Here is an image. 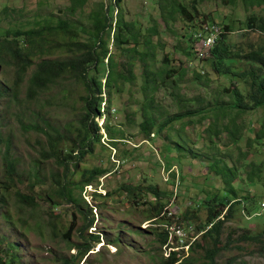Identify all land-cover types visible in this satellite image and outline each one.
<instances>
[{
  "label": "trees",
  "instance_id": "1",
  "mask_svg": "<svg viewBox=\"0 0 264 264\" xmlns=\"http://www.w3.org/2000/svg\"><path fill=\"white\" fill-rule=\"evenodd\" d=\"M142 1L150 4L146 16L150 26L143 27L137 19L127 20L121 8L123 0H105L86 15L88 25L49 18L37 29L19 30L9 40L0 41V64L9 63L5 60L8 55L14 64L13 90L23 83L26 75H29L27 93L32 97L56 88L63 79L83 89L80 96L82 110L74 132L66 137L55 130L44 131L48 152L42 153L54 158L57 168H61V172L50 175L52 184H49L47 201L55 206L61 205L58 200L66 201L73 210L72 215L76 214L74 212L88 213L83 214L87 218L85 228L77 232L79 242H73L71 246L76 252L65 264L86 260L89 252L100 243L98 235L88 233V229L93 227L94 217L91 215L92 208L81 198V192L87 186L97 187L99 179L110 171L100 165L91 169H81L80 166L86 156L93 155L94 147L100 145L102 135L95 119L103 114V93L107 92L109 98L106 101L110 102L112 98H119L128 86L129 102L138 107L134 115L139 120V132L148 140H152V135L167 141L161 147L154 143L162 156L165 155L164 148L168 153L173 152L179 160L189 156L208 162V171L220 183L221 190L206 194L196 206L206 213L205 219L194 226L196 233L200 234L199 241L207 244L205 247L198 242L194 244L203 249L205 264H216V258L224 250L220 236L224 224L231 219L236 208L249 214L253 209L243 205L244 201L250 200L254 205L256 199H260L258 193L241 199L238 194L242 186L246 190L255 186L264 189L263 163L248 162L251 155L260 154L264 149V0ZM70 2L74 11L82 12L86 0ZM208 2H213L215 7H230L231 16L224 15L215 20L211 12L202 11V6ZM151 10L156 11L155 15ZM238 10L243 19L233 16ZM5 11L6 8L0 9V15ZM174 27L184 31L183 36L178 35L188 42L183 49H172L162 42V37L167 35L165 30ZM212 27L218 29V38L212 47L200 52L199 40L206 38ZM235 31L241 32V38L230 40L229 35ZM110 47L114 48V52ZM169 49L180 52L185 61L172 59ZM158 50L164 51L160 59L157 58ZM200 53L202 57H198ZM195 59L208 65L207 73L202 67L187 68L188 60L193 62ZM136 68L138 74L135 73ZM223 81L226 84H222ZM127 106L124 104L125 108ZM253 115H258L256 126L250 125V122L244 125V116L250 118ZM107 121L108 118L104 117L109 145L114 146L117 135L108 128ZM189 129L200 130L195 140L187 136ZM247 130H252L250 136L246 135ZM244 139L245 146L241 149L240 143ZM198 141L202 146L195 149ZM0 147H3L1 158L4 166L3 179H0V192L3 190L0 204L4 207L5 193L20 184L22 176L11 158L9 144L3 141L1 135ZM165 166L168 170V164ZM170 174L171 180H174L173 172ZM44 176L36 169L29 175L28 184H38ZM236 181L240 184L235 185ZM167 190L160 191L154 185L142 190L139 186L123 184L118 195L133 207H145L147 221L167 222L166 201L172 195ZM75 192H78L77 197ZM13 194L20 208L36 207L32 195L19 190ZM147 194L153 195L154 200H148L145 197ZM106 195L109 197L111 193ZM97 197L102 196L95 192L91 195L94 200ZM183 213L195 211L186 209ZM0 220L10 222L11 226L15 224L8 210H0ZM182 220L192 218L184 215ZM73 228L72 222L62 229L61 236L70 240ZM55 231L59 230L52 226V233ZM244 234L241 240L263 244L264 230L256 236L249 235L246 230ZM167 238L168 232L163 229L162 246H167ZM119 242L115 238L114 243ZM19 251L15 242L0 236V264H24ZM261 253H264V247ZM179 261L177 252L171 251L161 264H176ZM233 262L230 259L226 264Z\"/></svg>",
  "mask_w": 264,
  "mask_h": 264
},
{
  "label": "rangeland",
  "instance_id": "2",
  "mask_svg": "<svg viewBox=\"0 0 264 264\" xmlns=\"http://www.w3.org/2000/svg\"><path fill=\"white\" fill-rule=\"evenodd\" d=\"M102 1L105 0H86L83 11L80 12L73 10L70 0H0V9L6 8V11L0 15V41L9 40L12 34L19 30L37 29L49 18L67 19L77 21L81 25H88L86 15ZM149 5L142 0H123L121 8L127 20L137 19L144 27L150 26V22L146 20ZM202 7H204L202 11L211 12L215 20L221 19L224 15L231 16L230 7H215L213 2H208L206 6L204 3ZM150 12L154 15L156 13L154 10ZM233 16L243 19L239 10L233 13ZM115 17L116 8L113 21ZM165 31L167 35L162 37V42L168 47L180 50L188 43L183 37L179 38L178 35L183 36L184 31L179 30L178 27ZM237 38H241L240 31L229 35L230 40ZM110 49L114 52V48L110 47ZM172 49H169L172 59L185 61L180 52H172ZM163 54V50H158L157 58L160 59ZM5 60L9 63L0 64V91H2L0 135L10 146L11 158L18 165L17 171L22 176V182L5 193L4 207L0 204V210H8L12 215V222L15 223L11 226L10 222L0 220V236H6L18 245L20 248L18 255L24 264H65L76 252L71 246L73 242H79L77 232L85 228L87 218L83 214L88 213L74 212L76 214L72 215L73 210L66 201L58 200L61 205L57 206L47 201L46 197L52 184L50 175L61 172V168H57L54 158H48L42 153L48 152L44 131L49 133L55 130L64 133L66 137L74 132L82 110L80 96L83 95V89L63 79L59 81L56 88L32 97L27 93L29 75H26L23 83L13 90L14 64L9 55ZM186 65L189 69L202 67L206 73L209 70L208 65L200 63L198 59L193 62L188 60ZM135 73H139L137 68ZM136 84L139 86L138 83ZM222 84L226 82L223 81ZM135 86L133 88L138 92ZM214 86L213 82L212 87ZM127 88L126 85L121 96L112 98L110 102L106 101L109 98L107 92L103 93L104 103L101 109L103 114L95 119L99 133L102 135L100 145L94 147L93 155L86 156L80 166L81 169H91L100 165L110 172L99 179L97 187L87 186L81 192V198L92 208L91 215L94 217L93 227L88 229V233L98 235L100 243L89 252L86 260L78 264H161L168 257L166 251L171 247L170 252H177V257L180 259L176 264H205L203 249L194 244L198 242L202 247L207 244L199 241L200 237L194 226L205 219L206 213L203 209H197L196 206L206 194H214L221 190V185L213 177V173L208 171L206 160L200 162V158L192 159L189 156L179 160L173 152L168 153L164 148L165 155L162 156V152L154 143L161 147L167 143L166 139L164 136L162 138L165 140L151 135L152 140H148L139 132V120L134 115V110L138 107L129 102ZM124 104L128 106L125 108ZM104 117L108 118V128L117 135V143L114 146L109 145ZM257 117L258 115L250 116V118L244 116L243 124L250 122V125L256 126ZM199 131V129H189L187 136L195 140ZM251 131L247 130L246 135L250 136ZM245 141L246 139L240 143L241 149H244ZM201 146V141H198L195 149ZM2 151L3 147H0L1 180L4 169ZM248 162H262L264 172V149L260 154L251 155ZM166 164L169 166L168 170ZM36 169L45 175L44 178L38 184H28L30 183L29 175ZM171 172H173L174 180H171ZM77 179L78 175L75 176V180ZM238 183L236 181L235 185ZM123 184L139 186L142 190L151 185L158 186L160 191L171 188L167 192L172 195H169V200L166 201L168 202L166 216L169 220L166 219L167 222L147 221L145 207L144 209L133 207L130 202L118 195L119 187ZM241 189L242 191L238 194L241 199L250 197L254 193H258L260 199H256L254 205L250 200L244 201L243 205L253 209L252 212L247 214L241 208H236L231 219L224 224L220 243L225 248L216 258V264H226L230 259H233L234 264H264V253H261L264 239L261 238L263 244L241 240L245 230L253 236L261 234L264 230V210L261 211L258 206L264 199L261 197L264 196V189H258V186L247 190L242 186ZM15 190L32 195L35 198L36 207L34 209L20 208L14 199ZM1 191L0 196L3 193V190ZM94 192L102 197L94 200L91 198ZM107 192L111 193L109 197L104 196ZM77 196L78 192H75V197ZM145 197L150 201L154 200L151 194ZM186 209L195 213H183ZM184 215L192 220H182ZM87 217L91 216L87 215ZM72 222L74 227L72 238L65 240L61 236V231ZM52 226L59 231L52 233ZM178 226L187 237L192 239L196 237L194 240H187L191 243L187 250L179 247L178 234L174 231ZM163 229L168 232L167 246L161 245ZM115 238L119 239L118 244L114 243Z\"/></svg>",
  "mask_w": 264,
  "mask_h": 264
},
{
  "label": "built area",
  "instance_id": "3",
  "mask_svg": "<svg viewBox=\"0 0 264 264\" xmlns=\"http://www.w3.org/2000/svg\"><path fill=\"white\" fill-rule=\"evenodd\" d=\"M218 32L219 31L216 27H212L211 33L206 38H200V40H199V44L201 46L200 52L205 51L207 48H210L215 44V41L218 38ZM198 57H202V54L200 53ZM258 206L260 207L261 211L264 210V200L261 201V203ZM176 228L177 229L174 231L176 232V234H178V240L180 242L179 247L185 248L187 250L191 245V243L190 242L188 243L187 240L188 239L194 240L196 237H193V239H192V237H187L184 233H182L183 230L180 229V226H178ZM190 228H192V227H190ZM197 235H200V234H197ZM171 249H172V247L169 248L168 251H166V253H168V256H169Z\"/></svg>",
  "mask_w": 264,
  "mask_h": 264
},
{
  "label": "bare ground",
  "instance_id": "4",
  "mask_svg": "<svg viewBox=\"0 0 264 264\" xmlns=\"http://www.w3.org/2000/svg\"><path fill=\"white\" fill-rule=\"evenodd\" d=\"M224 29V28H223ZM179 241V240H178Z\"/></svg>",
  "mask_w": 264,
  "mask_h": 264
}]
</instances>
